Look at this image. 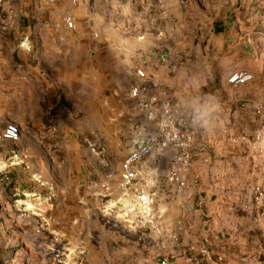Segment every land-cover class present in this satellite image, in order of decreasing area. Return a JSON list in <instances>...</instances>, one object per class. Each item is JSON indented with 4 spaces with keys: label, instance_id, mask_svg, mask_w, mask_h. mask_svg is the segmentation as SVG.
<instances>
[{
    "label": "rangeland",
    "instance_id": "rangeland-1",
    "mask_svg": "<svg viewBox=\"0 0 264 264\" xmlns=\"http://www.w3.org/2000/svg\"><path fill=\"white\" fill-rule=\"evenodd\" d=\"M117 1L109 20L118 29L114 32L105 29L106 36L122 52L133 54L134 59H147L155 63L154 70L158 66L163 69L161 77H157L161 86L154 84L148 75L143 99L154 100V106L171 104L189 139L190 163L197 153H204L202 162L209 168L220 169V162L236 165L231 174L215 172L202 182L196 175L188 180L189 164L183 174L185 186L188 183L196 188L202 184L211 189V198L206 199L222 198L228 208L229 229L234 231L238 264H264V0ZM64 2L71 8L80 4V0ZM39 3L40 0H6L0 26L3 47L16 41L21 44L14 34L17 27L23 30L24 26L37 27L43 22L42 14H37L41 9ZM55 7L61 9L59 4ZM14 9L16 15L12 13ZM35 42L39 47L40 42ZM126 43H132V49L124 50ZM236 71H247L251 80L230 84L228 78ZM136 80L135 76L128 85L126 109L121 113H113L112 108L105 112L96 99L98 106L89 108L91 113L86 114L79 99L60 89L59 105L44 115L39 130L25 131V138H33L35 132L38 139L54 142L59 138V126L69 122L68 117L81 127L76 139L87 149L86 138L92 135L100 138L106 147V163L96 156L105 167L111 166L106 137L126 143L124 148L133 150L141 129L153 125L147 119L148 113L139 107V101L130 95ZM113 86L116 84L110 83ZM111 97L110 102L117 100ZM7 119L8 115L0 114V137ZM18 157V153H13V161L20 162ZM39 182L38 177L29 179L23 172L19 177L0 175V264H89L87 248L92 242L74 241L70 226L47 222V217H58L59 212L55 208L46 209L39 201L55 205L53 198L28 193ZM93 184L97 186L98 182ZM205 193L199 192L191 200L207 214ZM119 197L111 200L110 207L115 210L114 220L125 221ZM195 208L191 206L188 212ZM188 212L186 215L194 218ZM99 217L98 220L107 221L106 217ZM150 219L152 223L142 216L135 223L142 232L149 233L151 228H159L154 210ZM126 224L130 229L136 225ZM183 232L178 230L179 236ZM117 244L121 243L112 242L111 246Z\"/></svg>",
    "mask_w": 264,
    "mask_h": 264
},
{
    "label": "crops",
    "instance_id": "crops-1",
    "mask_svg": "<svg viewBox=\"0 0 264 264\" xmlns=\"http://www.w3.org/2000/svg\"><path fill=\"white\" fill-rule=\"evenodd\" d=\"M40 1L37 14H42L43 22L37 27L24 26L23 30L17 27L14 34L21 44L17 41L5 47L0 44V114L8 115L4 125L16 124L21 136L17 143L0 140V175L19 177L23 172L29 179L38 177L40 184H34L28 193L53 198L55 205L39 201L46 209L55 208L59 212L58 217H47V222L70 226L74 241L92 242L87 248L89 264H161L163 260L167 264H238L234 231H230L226 216L228 208L221 197L211 201V189L202 184L196 188L188 183L180 187L169 181L168 165L173 150L149 159L151 167L157 170L154 216L159 228L145 233L137 224L130 229L126 221L114 220L115 210L110 207L111 200L121 195L122 163L132 150L124 148L126 143L106 137L112 164L105 167L77 141L81 127L68 117L69 122L59 126V138L54 142L38 139L35 132L33 138H25V131L39 130L44 115L59 105L60 89L79 99L86 114L99 103L105 112L112 108L113 113H121L126 109L125 98L128 85L136 76L135 67L145 65L153 83L162 85L157 80L163 74L161 66L154 70V62L134 59L133 54L122 52L106 36L105 29L109 28L108 32L118 29L109 20L117 0H80L76 8L63 5L64 0L51 4ZM12 13L16 15V9ZM65 15L75 19L78 24L75 29L66 27ZM34 41H39L40 46ZM127 49H132V43L125 44L124 50ZM16 66L19 68L14 70ZM110 83L116 86L110 87ZM111 96L117 100L110 102ZM13 153L19 154L20 162L13 161ZM205 156L204 153L194 156L186 169L188 180L196 175L203 182L209 174H231L236 169V165L222 162L220 169L209 168L202 162ZM206 160L209 162L210 157ZM94 182H98L97 186ZM202 191H206L207 214L191 200ZM191 206L196 208L189 213ZM187 212L194 214V218H189ZM99 215L107 221L98 220ZM182 229L184 232L179 236L178 230ZM112 242L121 244L111 246Z\"/></svg>",
    "mask_w": 264,
    "mask_h": 264
},
{
    "label": "built area",
    "instance_id": "built-area-1",
    "mask_svg": "<svg viewBox=\"0 0 264 264\" xmlns=\"http://www.w3.org/2000/svg\"><path fill=\"white\" fill-rule=\"evenodd\" d=\"M47 3H54L55 0H45ZM77 3L78 0H72ZM6 0H0V26L2 27V8ZM64 23L68 29H75L76 23L72 16H66ZM136 82L130 90L133 99L139 101V107L147 112V119L152 122L149 128H142L140 137L135 140L133 150L127 155L122 163L120 176V188L122 195L117 201L123 207V214L126 222L136 224L138 218H148L152 223L151 215L156 203L155 175L157 170L150 165V157L160 156L166 151L173 150L174 156L170 162L169 180L177 183L180 187L185 186L183 174L191 161V154L188 151L189 139L181 128V122L177 118L173 107L169 102H163L154 106V100L143 99L148 74L143 67L135 69ZM252 75L247 71H236L232 73L228 82L232 85H239L251 80ZM20 129L16 124H8L1 134L0 140L18 142ZM89 150L99 156L104 163L106 147L97 136L85 139ZM130 197L129 200H126ZM135 215V217L133 216ZM136 220H134V218ZM161 264H167L166 260Z\"/></svg>",
    "mask_w": 264,
    "mask_h": 264
}]
</instances>
